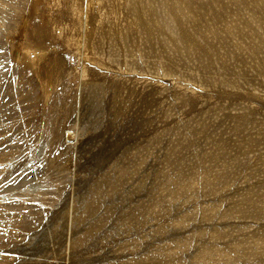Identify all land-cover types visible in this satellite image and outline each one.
Listing matches in <instances>:
<instances>
[{
    "label": "rangeland",
    "instance_id": "374dc122",
    "mask_svg": "<svg viewBox=\"0 0 264 264\" xmlns=\"http://www.w3.org/2000/svg\"><path fill=\"white\" fill-rule=\"evenodd\" d=\"M0 264H264V0H0Z\"/></svg>",
    "mask_w": 264,
    "mask_h": 264
}]
</instances>
